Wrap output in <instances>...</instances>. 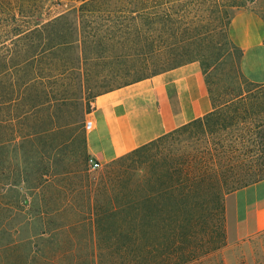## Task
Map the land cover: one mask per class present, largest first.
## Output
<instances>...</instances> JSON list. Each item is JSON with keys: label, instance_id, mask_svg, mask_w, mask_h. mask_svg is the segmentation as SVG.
Masks as SVG:
<instances>
[{"label": "rangeland", "instance_id": "rangeland-1", "mask_svg": "<svg viewBox=\"0 0 264 264\" xmlns=\"http://www.w3.org/2000/svg\"><path fill=\"white\" fill-rule=\"evenodd\" d=\"M242 7L264 14V0H0V264L130 261L118 232L136 208L156 218L186 207L169 204L165 194V168L174 161L189 160L201 187L264 178V83L241 76L225 34L228 15ZM76 46L89 92L107 81L179 71L196 78L216 114L202 113L204 125L189 119L155 143L92 168L76 102L54 118L69 124L51 129L49 80L9 102L14 85L74 65ZM76 82L58 84L68 83L72 95ZM235 189L217 194L207 209L218 212L220 196L224 203ZM251 192H239L238 200ZM139 195L142 204L124 205ZM261 231L248 243L236 244L247 235L225 239L207 257L164 264H264ZM155 248L149 245L150 264Z\"/></svg>", "mask_w": 264, "mask_h": 264}, {"label": "crops", "instance_id": "crops-1", "mask_svg": "<svg viewBox=\"0 0 264 264\" xmlns=\"http://www.w3.org/2000/svg\"><path fill=\"white\" fill-rule=\"evenodd\" d=\"M225 34L237 50L236 62L241 76L253 83H264V14L251 7L233 10L228 15ZM76 50L74 65L53 67L49 73L34 74L20 88L14 85L9 102L18 100L28 85L49 80V88L45 85L44 92L46 89L49 95L46 101L51 129L69 124V121L54 122V118L64 116L63 112L76 102L79 127H84L85 119L92 122L91 127H84V148L99 162L113 159L212 109L209 97L196 78L179 71H163L125 83L107 81L101 84L102 88L89 92L83 64L85 57L78 46ZM71 77L77 80V89L72 95L68 83L58 84ZM65 117L68 118V113ZM249 189L250 197L245 195L238 200L237 194ZM223 204L227 241L264 229V178L227 193Z\"/></svg>", "mask_w": 264, "mask_h": 264}, {"label": "trees", "instance_id": "trees-1", "mask_svg": "<svg viewBox=\"0 0 264 264\" xmlns=\"http://www.w3.org/2000/svg\"><path fill=\"white\" fill-rule=\"evenodd\" d=\"M215 109L216 106L212 110L207 111L206 115L216 114ZM202 119L201 117L195 118L196 121L204 125ZM177 128L165 132L128 152L139 151L142 147L155 143L164 135L174 132ZM206 129L203 126V131L210 133ZM209 144L210 149H215L212 143ZM125 154L117 156L113 161ZM200 161H198L199 166L205 167V164ZM190 167L189 160L181 159L168 164L165 168L164 188L166 197L170 200L169 204L184 205L186 206L184 209H167L162 211L156 218H152L153 215L150 213L136 208L134 215L129 219L130 224L125 228L119 229L118 235L124 239V243H121V250L131 253L130 261H123L121 264H150V244L156 246L155 260L151 264H164L165 259L170 258L173 261H178L177 263L195 257L204 258L208 256L211 250L225 244L224 204L222 197L220 196L218 201V212L211 213L207 209V203L220 192L223 194L228 190L244 186L259 179V177L239 180L228 187L226 181H223L219 188L210 183H206L204 187H201L199 184L201 181L197 180L196 176L191 173ZM144 200L145 198L139 195V197L132 199V202H126L124 205L131 203L133 205L142 204ZM262 233L263 231L261 230L256 231L242 238L236 244L248 243Z\"/></svg>", "mask_w": 264, "mask_h": 264}, {"label": "built area", "instance_id": "built-area-1", "mask_svg": "<svg viewBox=\"0 0 264 264\" xmlns=\"http://www.w3.org/2000/svg\"><path fill=\"white\" fill-rule=\"evenodd\" d=\"M91 123H92L91 119H85L84 120V127L86 129L91 127ZM87 159H88V162L92 168L99 166V161L96 158H94L92 155L88 154Z\"/></svg>", "mask_w": 264, "mask_h": 264}]
</instances>
